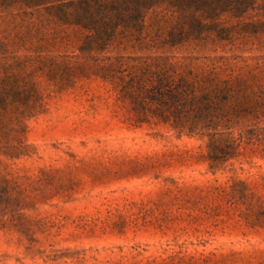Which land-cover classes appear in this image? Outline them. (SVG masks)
Wrapping results in <instances>:
<instances>
[{
  "label": "rangeland",
  "instance_id": "374dc122",
  "mask_svg": "<svg viewBox=\"0 0 264 264\" xmlns=\"http://www.w3.org/2000/svg\"><path fill=\"white\" fill-rule=\"evenodd\" d=\"M255 2L226 21L261 23L257 33L166 54L256 93L257 111L223 130L235 156L214 168L206 135L138 120L93 70L61 81L48 64L81 65L79 43L40 34L70 30L0 8V79L29 75L38 98L23 117L0 116V264H264V0ZM157 54L118 40L97 57Z\"/></svg>",
  "mask_w": 264,
  "mask_h": 264
},
{
  "label": "trees",
  "instance_id": "16d2710c",
  "mask_svg": "<svg viewBox=\"0 0 264 264\" xmlns=\"http://www.w3.org/2000/svg\"><path fill=\"white\" fill-rule=\"evenodd\" d=\"M255 4V0H0L2 10L41 12L45 22L70 30L66 36L60 32L40 34L45 43H63L70 38L79 43L77 51L84 59L81 65L48 64L56 66L61 81L68 82L74 73L91 69L118 89L138 120L151 114L174 129L206 135L211 168L235 156L236 147L222 138L223 130L229 129L234 119L257 111L256 93L241 86L237 77L218 79L214 65L208 71L194 72L189 66L172 63L166 54L191 43L232 41L235 36L257 33L261 23L240 21L233 26L226 21L244 18ZM147 16L151 36H143ZM118 40L133 41L139 51L159 54L97 57ZM6 73L0 79V116L11 108L17 118L23 117L33 110L29 102L35 104L37 95L27 80L29 75Z\"/></svg>",
  "mask_w": 264,
  "mask_h": 264
}]
</instances>
